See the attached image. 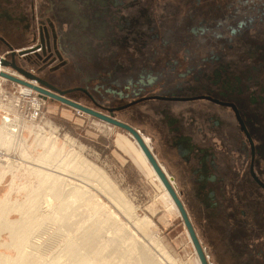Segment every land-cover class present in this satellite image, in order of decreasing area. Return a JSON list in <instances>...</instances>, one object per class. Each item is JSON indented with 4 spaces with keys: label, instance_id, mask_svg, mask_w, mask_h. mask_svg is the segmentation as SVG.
I'll list each match as a JSON object with an SVG mask.
<instances>
[{
    "label": "flooded vegetation",
    "instance_id": "af4514ba",
    "mask_svg": "<svg viewBox=\"0 0 264 264\" xmlns=\"http://www.w3.org/2000/svg\"><path fill=\"white\" fill-rule=\"evenodd\" d=\"M0 5V49L21 48L5 60L41 97L140 126L194 217L219 224L239 208L238 255L264 264V0Z\"/></svg>",
    "mask_w": 264,
    "mask_h": 264
},
{
    "label": "rangeland",
    "instance_id": "374dc122",
    "mask_svg": "<svg viewBox=\"0 0 264 264\" xmlns=\"http://www.w3.org/2000/svg\"><path fill=\"white\" fill-rule=\"evenodd\" d=\"M20 49L16 46L13 51ZM5 51L0 49L3 58L9 54V50ZM1 67L0 64V71L5 74H20L8 65L2 67L6 71ZM8 75L21 81L0 76V120L3 121L2 113H8L14 117L16 129L11 134L8 125L0 126V203L4 204L1 207L5 214L0 218L14 226L32 222L25 226L28 242L20 245L24 252L21 250L19 255L26 254L24 260L31 254L29 264H74L67 248L71 245L74 256L77 252L76 256L84 257L82 264H198L178 209L167 205L150 164L142 160L127 131L63 104H49L43 97V119L22 120L25 118L12 104L16 99L3 98L2 92L17 96L16 84L26 82V77ZM32 84L34 95L41 96L36 80ZM134 127L147 139L158 164L173 178L171 185L208 264H245L246 250L238 255L243 236L233 233L232 227L241 218L239 208L232 219L218 220L219 224L194 217L180 195L185 190L183 180H175L155 139L140 126ZM53 137L58 143L51 149L49 140ZM63 145L65 152L61 153L58 150ZM137 218L150 219L148 227L136 223ZM22 219L28 223L22 224ZM10 233H0V261L19 256L15 254L20 249L14 248V235L10 237ZM8 242L13 243L11 247ZM251 244L248 240L245 247L248 249Z\"/></svg>",
    "mask_w": 264,
    "mask_h": 264
},
{
    "label": "bare ground",
    "instance_id": "6f19581e",
    "mask_svg": "<svg viewBox=\"0 0 264 264\" xmlns=\"http://www.w3.org/2000/svg\"><path fill=\"white\" fill-rule=\"evenodd\" d=\"M15 52V51H14ZM5 57L7 58V54L4 56V58L3 57H1V66H2V61L3 60H5ZM2 68V67H1ZM2 70V69H1ZM1 73H3V72H1L0 71V74ZM5 73V72H4ZM8 75V74H7ZM0 76H2V75H0ZM9 76V75H8ZM10 77H12V76H10ZM2 78H6V77H4V76H2ZM12 78H14V77H12ZM7 79H9V78H7ZM11 79V78H10ZM11 80H13V82L14 81H16V82H18V81H21V80H18V79H16V78H14V79H11ZM22 86L23 87H21V90L23 91V92H26V93H32V91L34 90V85H32L31 83H28V82H23L22 81ZM25 85H27V87L25 86ZM30 86V87H29ZM26 87V88H25ZM32 87V88H31ZM37 90V89H36ZM38 91V90H37ZM39 92V91H38ZM40 93V92H39ZM38 97H40L41 98V96H39L38 95ZM1 111H2V109H1ZM81 111V110H80ZM3 112H4V110H3ZM83 112V111H82ZM85 113V112H84ZM1 117H2V119H3V121L2 120H0V126L2 125V127H3V124L4 125H8V127H10L11 129H10V132L9 133H13L16 129L14 128V126H15V120H14V117H12L11 115H9L8 113H2L1 114ZM36 117V116H35ZM1 121H2V124H1ZM8 122V123H7ZM26 129H27V126H26ZM29 129L30 130H33L31 127H29ZM122 129V128H121ZM0 130H1V128H0ZM126 131V130H125ZM50 134V133H49ZM130 135V134H129ZM0 136H1V131H0ZM132 136V135H131ZM52 137V136H51ZM141 138H142V141H143V143H144V145H145V147L147 148V150L151 153V148H150V146H149V143H148V141H147V139L145 138V137H143V136H141ZM53 139H54V137H53ZM50 142H51V145L49 146V144H48V146L51 148V149H53L54 147H55V145L58 143L57 142V139H56V137H55V139L54 140H52L51 141V139L49 140ZM134 141H135V144L137 145V147H138V153H139V155L141 156V158H142V160L144 161V162H146V163H148L149 164V162L147 161V158H146V156H145V154L143 153V151L141 150V148L139 147V145H138V143L136 142V140L134 139ZM49 143V142H48ZM49 148V149H50ZM50 149V150H51ZM59 152H63L64 151V145L63 146H60L59 147V150H58ZM65 152V151H64ZM57 153V152H56ZM152 154V153H151ZM153 155V154H152ZM158 163V162H157ZM160 167H159V169H161V171L164 173V176H165V178L167 179V180H169L170 182H172L173 180V178H171L170 177V175L165 171V168H163L161 165H159ZM150 171L152 172V174L154 175V178H155V180H157V182L159 183V185H160V187L162 188V190H163V198H164V200L166 201V202H168V204L167 205H169V207H171V208H174V209H176V206H175V204H174V202H173V200H172V198H171V196H170V194L167 192V190L165 189V187L163 186V184H162V182H161V180H160V178H159V176H158V174L153 170V168H152V166L150 165ZM100 173V172H99ZM107 180V179H106ZM173 184V183H172ZM174 185V184H173ZM175 186V185H174ZM173 187V186H172ZM161 197V196H160ZM4 206V204L2 203H0V217L4 214L3 213V206ZM2 206V207H1ZM5 208V207H4ZM3 213V214H2ZM6 213V212H5ZM110 214V213H109ZM5 215V214H4ZM28 217V216H27ZM37 217V216H36ZM40 217V216H39ZM30 218V217H29ZM3 219H1L0 218V233L1 232H4V233H8V235H9V232H11L10 233V237H11V234H13L14 236H12V240H13V238H14V240L12 241L13 243H14V248L16 249L17 247H19V249H20V251L22 250H24V249H22L21 247H20V245L25 241V240H27V232H26V228L28 227V225H30L32 222H30V224L28 223H24V220L22 221V224H27V225H25V226H27L26 228H25V226L24 225H21L20 223H21V221H20V223L18 222V224H20L19 226H14V225H12V224H8V222H6V221H2ZM12 220V219H11ZM21 220V219H20ZM27 220V219H26ZM25 220V221H26ZM137 221H135L136 223H139L140 225H142L145 229L148 227V225H149V221L148 220H150V219H145V218H137L136 219ZM30 221V220H29ZM11 223H12V221H11ZM16 223V222H15ZM15 225H17V223L15 224ZM99 225V224H98ZM32 226V225H31ZM97 226V225H96ZM139 226V225H138ZM30 227V226H29ZM33 227V226H32ZM140 228H141V226H139ZM98 228V227H97ZM8 231V232H7ZM96 231V230H95ZM25 233L27 234V235H25ZM31 233V232H30ZM29 233V234H30ZM89 234V233H88ZM90 235V234H89ZM94 235V234H93ZM92 235V236H93ZM91 236V237H92ZM89 237V236H88ZM10 239V238H9ZM29 239V238H28ZM155 240V239H154ZM26 242H28V241H25V243ZM9 244H10V247L12 246V244L10 243V242H8ZM157 243V242H156ZM3 245H4V243H2ZM2 245V246H3ZM73 245V244H72ZM0 246H1V244H0ZM16 246V247H15ZM158 243H157V248H158ZM22 247H23V245H22ZM74 247V246H73ZM160 247V246H159ZM25 248V247H24ZM67 248H69V250H68V252L70 253V255H71V257L73 256V258H74V264H82V262H83V259H84V257H83V259L78 255V256H76L77 255V252H76V254H75V256L73 255V252H74V248H72V246L70 245V247L68 246ZM161 248V247H160ZM18 249V248H17ZM26 250V249H25ZM75 250H76V248H75ZM163 249H161V251H162ZM18 251L19 250H17V254H15L16 256L17 255H19V254H22V251L20 252V253H18ZM24 252V251H23ZM29 252V251H28ZM164 252V251H163ZM26 253V252H25ZM165 253V252H164ZM30 254V253H29ZM26 255V254H25ZM25 255H24V257H25ZM67 255V254H66ZM166 255V254H165ZM0 256H1V254H0ZM7 256V255H6ZM23 255H19L17 258H15V256L13 257V259H11V258H4L5 260H3V259H1V260H3V261H0V264H29V257L31 256V254H30V256L28 257V258H26V259H28L27 261L28 262H26L25 260H24V257H22ZM167 257V256H166ZM15 258V259H14ZM86 258V257H85ZM71 260V259H70ZM65 261V260H64ZM33 261H31V263H32ZM67 262V261H66ZM86 262V261H85ZM85 262H84V264H85ZM60 263V262H59ZM198 264H199V262H197ZM62 264V263H61ZM64 264V263H63Z\"/></svg>",
    "mask_w": 264,
    "mask_h": 264
},
{
    "label": "water",
    "instance_id": "95a60500",
    "mask_svg": "<svg viewBox=\"0 0 264 264\" xmlns=\"http://www.w3.org/2000/svg\"><path fill=\"white\" fill-rule=\"evenodd\" d=\"M8 50L10 51V54L11 56L13 57L15 55L16 52L13 51L12 48L8 47ZM21 53V52H19ZM1 61V60H0ZM2 63L4 65H8L14 69H18L17 66L15 65L14 63V60L11 58V61H6V60H3ZM20 72L22 73H25L23 72L22 70H19ZM0 75L6 77V78H11V79H14L10 76H8L7 74L5 73H1ZM36 89L41 93V94H46L47 92H45L44 90L36 87ZM55 98H57L58 100L64 102V103H67V104H70L74 109L76 110H81L89 115H92L102 121H105V122H108V123H111L117 127H120L124 130H126L130 135H132V137L136 140V142L138 143L139 147L141 148V150L143 151V153L145 154L146 158H147V161L149 162V164L152 166L153 170L158 174L163 186L165 187V189L167 190V192L170 194L176 208L178 209L179 211V214L183 220V223L186 227V230H187V233L189 235V238L193 244V247H194V250L196 252V255H197V258H198V261H199V264H208L207 262V258L205 256V253L203 251V248L201 246V243L200 241L198 240L197 238V235L194 231V228L192 226V223L191 221L189 220V217L187 215V212L178 196V193L175 191L174 187H172L171 185V182L169 180H167L164 176V173L161 171V169H159V164L157 163V160L154 158V156L147 150V148L145 147L143 141H142V138H141V135L139 134V132L137 130H135L134 128H132L131 126L125 124V123H122V122H119V121H116L114 119H111V118H108L102 114H99L97 112H94L88 108H85V107H82L78 104H74V103H71V102H68L60 97H57V96H53Z\"/></svg>",
    "mask_w": 264,
    "mask_h": 264
},
{
    "label": "built area",
    "instance_id": "2783aa9c",
    "mask_svg": "<svg viewBox=\"0 0 264 264\" xmlns=\"http://www.w3.org/2000/svg\"><path fill=\"white\" fill-rule=\"evenodd\" d=\"M6 53H8V52H6ZM0 60H1V56H0ZM0 64H1V61H0ZM3 66H5V65L2 63V67ZM2 69L4 71L7 70L6 68H2ZM15 71H17V70H15ZM17 72H19V71H17ZM14 73L9 72L8 74H11L13 76H19L22 74L24 77H26V79H25L26 82L31 83V84L35 83V79L29 75H26V74L21 73V72H19L20 74H16V73L14 74ZM22 85L23 84H16V86H18V91H16L17 96H8L3 91L2 92L4 95L3 98L13 97L16 99V103L13 102L12 104L15 107V111H18L22 115V117L25 118V119L21 118L22 120H29V121L33 120L34 122L36 120L40 121L45 116V114L43 112V108H44L45 103L40 99V97L34 95V94H36L34 91H33V94L22 92V90L20 89L22 87ZM16 86H13L12 88L14 89ZM25 86H27V85H25ZM4 101L9 102L8 100H3V102Z\"/></svg>",
    "mask_w": 264,
    "mask_h": 264
},
{
    "label": "crops",
    "instance_id": "0c3cea01",
    "mask_svg": "<svg viewBox=\"0 0 264 264\" xmlns=\"http://www.w3.org/2000/svg\"><path fill=\"white\" fill-rule=\"evenodd\" d=\"M3 50H6V51H8V49H6V48H5V49H3ZM6 51H5V52H6Z\"/></svg>",
    "mask_w": 264,
    "mask_h": 264
}]
</instances>
